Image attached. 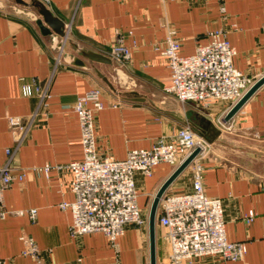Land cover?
I'll return each instance as SVG.
<instances>
[{
    "label": "crops",
    "instance_id": "obj_1",
    "mask_svg": "<svg viewBox=\"0 0 264 264\" xmlns=\"http://www.w3.org/2000/svg\"><path fill=\"white\" fill-rule=\"evenodd\" d=\"M15 4L14 13L0 10V164L8 161L13 172L26 173L3 193L10 213L0 218V259L6 264H36L20 254L19 236L25 234L40 249L39 264H149L148 221L126 227L114 245L101 232L72 236L70 210L59 206L73 200L70 172L60 167L46 175L34 168L82 158L72 104L92 88L100 90L103 103L95 120L97 145L116 159H123L130 149L150 148L157 137H170L185 124L211 143L216 141L221 136L216 120L225 113L224 104L202 108L163 92L170 72L154 43L162 41L171 25L181 41V53L189 54L206 42L207 31L224 29L236 49L233 64L244 73L259 75L264 73V0H49L47 7L68 28L66 37L47 30L31 6ZM118 35L130 49L124 65L91 61L81 54L91 50L108 56L109 44ZM115 65L126 76L113 91L98 73L108 77ZM31 79L47 87L45 105L36 113L37 94L24 95L21 90ZM8 116L29 125L15 150ZM234 118L239 129L264 136V84ZM6 149L14 150L11 157ZM203 165L206 195L223 204L226 238L243 241L245 254L237 260L196 258L177 264H264V172H247L213 158H205ZM172 171L159 163L150 176L136 175L137 202L146 219L155 192ZM190 182L186 167L166 190H187ZM245 215H252L249 223ZM157 217L158 210L155 261L169 264L166 229Z\"/></svg>",
    "mask_w": 264,
    "mask_h": 264
},
{
    "label": "built area",
    "instance_id": "obj_2",
    "mask_svg": "<svg viewBox=\"0 0 264 264\" xmlns=\"http://www.w3.org/2000/svg\"><path fill=\"white\" fill-rule=\"evenodd\" d=\"M39 1L46 6L49 2ZM226 32L224 29L207 31L206 42L198 43L194 52L183 54L175 28L166 26L162 41L154 43L170 72L168 82L162 86L163 92L173 95L179 102L191 101L202 108H209L216 103L224 104L226 114L250 85L264 74L249 75L233 64L236 49L227 39ZM106 54L111 61L122 66L130 58V49L122 36L118 35L109 44ZM21 90L24 95L33 92L37 94L34 113L45 105L46 86L40 87L31 79L29 83L21 85ZM102 107L98 88L87 90L72 104L79 125L81 159L61 165L47 163L34 168L46 175L60 167L70 172L68 188L73 193V200L59 203L62 209L70 210V234L79 236L101 232L114 245L117 236L126 227L146 225V216L137 202L136 175L150 176L152 168L159 163H165L174 170L187 155L198 148L197 154L187 165L191 171L190 188L169 192L165 190L157 206V222L166 229L165 239L170 246L169 264H177L181 260L190 262L196 258L242 259L246 244L243 241L227 240L222 201L218 197L207 196L204 191L203 158L207 156L210 141L185 124L170 137H157L150 148L130 149L123 159H116L109 151L101 150L97 145L95 120ZM224 114L216 120L221 129L232 125L236 115L224 120ZM7 121L15 134V150L29 125L23 124L18 116H8ZM12 151L6 149L8 157H11ZM25 173L26 169L13 172L8 161L0 164V218L10 213L3 203L5 189L14 179L22 180ZM29 215L33 217L35 211L31 209ZM245 220L249 223L252 215H245ZM19 239L22 243L20 254L29 256L39 264L42 255L34 239L25 234H21ZM0 264L6 263L0 259Z\"/></svg>",
    "mask_w": 264,
    "mask_h": 264
},
{
    "label": "water",
    "instance_id": "obj_3",
    "mask_svg": "<svg viewBox=\"0 0 264 264\" xmlns=\"http://www.w3.org/2000/svg\"><path fill=\"white\" fill-rule=\"evenodd\" d=\"M18 4L29 5L31 6L36 13L38 14L41 22L45 25L47 30H51L53 33L66 37L67 29L65 27L64 22L55 15L45 4L40 2L39 0H14ZM81 54L88 58L91 61L106 63L108 65L112 64L111 59L104 55L103 53L91 51V50H83ZM112 77L115 79L117 83H120L122 79L125 78V73L122 68L118 66H114L112 69ZM98 76L106 83V85L115 90L111 80L101 74L98 73ZM264 84V74L261 75L250 87L243 93V95L234 103L227 113L224 116V120L230 119L242 106L243 104L251 97V95L262 85ZM134 92V91H132ZM209 141V140H208ZM198 148L194 149L186 158L168 175V177L161 183L157 191L155 192L150 207L148 211V236H149V264H156L155 261V249H154V223H155V214L157 210V206L159 203V199L162 196L163 192L168 188V186L172 183V181L187 167L192 158L197 154Z\"/></svg>",
    "mask_w": 264,
    "mask_h": 264
},
{
    "label": "rangeland",
    "instance_id": "obj_4",
    "mask_svg": "<svg viewBox=\"0 0 264 264\" xmlns=\"http://www.w3.org/2000/svg\"><path fill=\"white\" fill-rule=\"evenodd\" d=\"M16 7L14 0H0V10L14 13ZM108 78L115 87L116 81L111 74ZM236 123L234 118L232 125L220 128L221 136L213 143L210 142L207 151L209 157L203 159H218L247 172H264V136L251 130L239 129Z\"/></svg>",
    "mask_w": 264,
    "mask_h": 264
}]
</instances>
